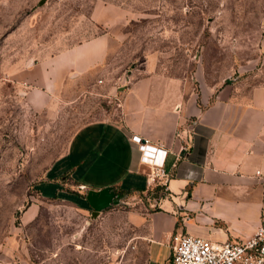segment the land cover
I'll return each instance as SVG.
<instances>
[{
  "label": "rangeland",
  "instance_id": "1",
  "mask_svg": "<svg viewBox=\"0 0 264 264\" xmlns=\"http://www.w3.org/2000/svg\"><path fill=\"white\" fill-rule=\"evenodd\" d=\"M96 3L114 6L118 21L96 22ZM105 30L114 39L97 78L46 107L28 101L39 60ZM155 70L195 90L264 81V0H0V264H142L131 215L155 208L164 186L112 188L95 215L39 186L59 179L71 190L50 166L73 132L121 120L124 92Z\"/></svg>",
  "mask_w": 264,
  "mask_h": 264
},
{
  "label": "crops",
  "instance_id": "2",
  "mask_svg": "<svg viewBox=\"0 0 264 264\" xmlns=\"http://www.w3.org/2000/svg\"><path fill=\"white\" fill-rule=\"evenodd\" d=\"M114 9L96 3L93 19L110 25L118 21L111 17ZM113 39L111 31H101L39 60L38 87L27 91L28 101L46 107L60 94L77 93L105 69ZM133 134L167 149L165 180L147 181L149 167ZM50 169L54 177L65 172L75 188L53 179L39 186L41 195L57 193L88 207L90 189L165 187L155 208L131 215L142 264H163L175 233L216 242L248 238L260 222L263 198L264 81L195 90L164 70L140 75L123 94L121 120L80 125Z\"/></svg>",
  "mask_w": 264,
  "mask_h": 264
},
{
  "label": "built area",
  "instance_id": "3",
  "mask_svg": "<svg viewBox=\"0 0 264 264\" xmlns=\"http://www.w3.org/2000/svg\"><path fill=\"white\" fill-rule=\"evenodd\" d=\"M131 138L137 143L140 160L149 167L147 181L165 180L167 149L138 134ZM260 179L263 186L260 222L251 236L216 242L190 233H175L170 253L163 264H264V174L260 173Z\"/></svg>",
  "mask_w": 264,
  "mask_h": 264
},
{
  "label": "water",
  "instance_id": "4",
  "mask_svg": "<svg viewBox=\"0 0 264 264\" xmlns=\"http://www.w3.org/2000/svg\"><path fill=\"white\" fill-rule=\"evenodd\" d=\"M114 196L112 188H102L98 190L90 189L86 192V199L88 200L92 214L95 215L98 211L111 203Z\"/></svg>",
  "mask_w": 264,
  "mask_h": 264
},
{
  "label": "trees",
  "instance_id": "5",
  "mask_svg": "<svg viewBox=\"0 0 264 264\" xmlns=\"http://www.w3.org/2000/svg\"><path fill=\"white\" fill-rule=\"evenodd\" d=\"M162 187H163L162 185L157 184V185L155 186V189L162 188Z\"/></svg>",
  "mask_w": 264,
  "mask_h": 264
}]
</instances>
